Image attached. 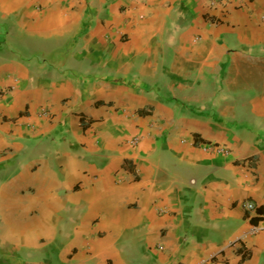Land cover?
I'll use <instances>...</instances> for the list:
<instances>
[{
  "label": "crops",
  "instance_id": "0c3cea01",
  "mask_svg": "<svg viewBox=\"0 0 264 264\" xmlns=\"http://www.w3.org/2000/svg\"><path fill=\"white\" fill-rule=\"evenodd\" d=\"M262 223L264 0H0V264H264Z\"/></svg>",
  "mask_w": 264,
  "mask_h": 264
},
{
  "label": "built area",
  "instance_id": "2783aa9c",
  "mask_svg": "<svg viewBox=\"0 0 264 264\" xmlns=\"http://www.w3.org/2000/svg\"><path fill=\"white\" fill-rule=\"evenodd\" d=\"M207 1H210L211 3L214 4V2L222 1V0H207ZM221 151L225 152L224 150H221ZM246 208L251 210L252 209V205L251 204H247ZM248 233L250 235H255V234H258V233L264 234V223L251 225L250 228H249V232ZM196 264H216V263L213 261V258L211 256V257H209L207 259H201Z\"/></svg>",
  "mask_w": 264,
  "mask_h": 264
}]
</instances>
